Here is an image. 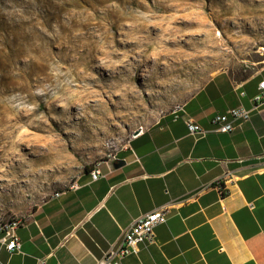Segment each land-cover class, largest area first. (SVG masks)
<instances>
[{
	"label": "rangeland",
	"instance_id": "rangeland-1",
	"mask_svg": "<svg viewBox=\"0 0 264 264\" xmlns=\"http://www.w3.org/2000/svg\"><path fill=\"white\" fill-rule=\"evenodd\" d=\"M259 51L264 0H0V223Z\"/></svg>",
	"mask_w": 264,
	"mask_h": 264
},
{
	"label": "crops",
	"instance_id": "crops-1",
	"mask_svg": "<svg viewBox=\"0 0 264 264\" xmlns=\"http://www.w3.org/2000/svg\"><path fill=\"white\" fill-rule=\"evenodd\" d=\"M255 63L247 72L213 73L113 161L86 168L74 188L19 218L20 251L0 246V264H96L136 217L166 204L153 242L120 264H264V103L251 102L264 62ZM238 106L252 109L248 121H234L230 133L212 131L216 113ZM185 118L207 132L188 133Z\"/></svg>",
	"mask_w": 264,
	"mask_h": 264
},
{
	"label": "built area",
	"instance_id": "built-area-1",
	"mask_svg": "<svg viewBox=\"0 0 264 264\" xmlns=\"http://www.w3.org/2000/svg\"><path fill=\"white\" fill-rule=\"evenodd\" d=\"M264 62V59L262 60ZM258 92L251 98L253 108L264 103V79L258 83ZM181 109L177 108L173 112L176 113ZM252 109H245L241 106L229 108L222 113H216L212 119V131L217 133H230L234 129V121H248ZM188 133L192 135H204L207 130L195 123L191 118L184 119ZM140 130L139 132H141ZM132 138V137H129ZM119 149L110 152H117ZM110 152L106 154L104 159L110 160ZM91 179L95 180L99 177L100 171L97 167H93L90 171ZM75 187V183L72 186ZM71 187V188H72ZM58 195V194H53ZM252 207V205H249ZM168 204L153 210L144 215L136 217L122 232L118 241L103 252L96 264H120L122 259L129 254H135L138 251V244L147 245L154 240V227L166 221ZM20 223L17 219L15 224H3L0 227V246L8 253L20 251V242L16 235V228Z\"/></svg>",
	"mask_w": 264,
	"mask_h": 264
},
{
	"label": "bare ground",
	"instance_id": "bare-ground-1",
	"mask_svg": "<svg viewBox=\"0 0 264 264\" xmlns=\"http://www.w3.org/2000/svg\"><path fill=\"white\" fill-rule=\"evenodd\" d=\"M16 222H17V218H14V217L9 218V219L3 220L2 223H0V227H3V224H15Z\"/></svg>",
	"mask_w": 264,
	"mask_h": 264
},
{
	"label": "water",
	"instance_id": "water-1",
	"mask_svg": "<svg viewBox=\"0 0 264 264\" xmlns=\"http://www.w3.org/2000/svg\"><path fill=\"white\" fill-rule=\"evenodd\" d=\"M138 133H139V129H136V130L133 131V135H136Z\"/></svg>",
	"mask_w": 264,
	"mask_h": 264
}]
</instances>
